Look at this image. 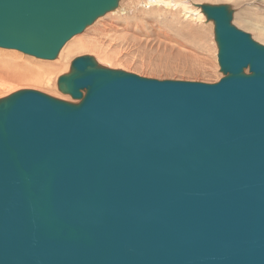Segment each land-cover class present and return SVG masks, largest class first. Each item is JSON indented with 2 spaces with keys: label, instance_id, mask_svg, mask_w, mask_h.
I'll use <instances>...</instances> for the list:
<instances>
[{
  "label": "water",
  "instance_id": "1",
  "mask_svg": "<svg viewBox=\"0 0 264 264\" xmlns=\"http://www.w3.org/2000/svg\"><path fill=\"white\" fill-rule=\"evenodd\" d=\"M120 0H0V48L52 60ZM215 83L72 60L0 99V264H264V45L227 4ZM247 69V72H246Z\"/></svg>",
  "mask_w": 264,
  "mask_h": 264
},
{
  "label": "rangeland",
  "instance_id": "2",
  "mask_svg": "<svg viewBox=\"0 0 264 264\" xmlns=\"http://www.w3.org/2000/svg\"><path fill=\"white\" fill-rule=\"evenodd\" d=\"M139 2L120 0L115 10L68 40L52 60L0 48V67L9 65L8 68L14 69H3V72L9 70L4 72L8 74L6 77L0 74V84L5 82L0 87V99L29 89L78 102L59 90L57 79L70 71L74 58L84 55L94 57L103 67L146 78L215 83L223 74L217 62L213 23L203 13H197L195 4L229 5L233 10L232 23L264 45V0H160L156 6ZM56 59L65 65L52 72L47 70ZM37 71L42 72L40 84L32 81Z\"/></svg>",
  "mask_w": 264,
  "mask_h": 264
},
{
  "label": "bare ground",
  "instance_id": "3",
  "mask_svg": "<svg viewBox=\"0 0 264 264\" xmlns=\"http://www.w3.org/2000/svg\"><path fill=\"white\" fill-rule=\"evenodd\" d=\"M159 2H160V0H141V2H139V4L143 3L144 5H147V4H153V3H154L153 5L156 6ZM153 5H151V6H153ZM149 7H150V6H149ZM196 9H197V13H198V14H201V13H202V12H201V9H200L199 6H198V8H196ZM141 14H142V13H141ZM139 15H140V14H139ZM139 15H137V16H139ZM203 15H204V14H203ZM137 16H136V17H137ZM204 16H205V15H204ZM140 17H142V15H141ZM205 18H206V17H205ZM139 19H140V18H139ZM133 22H134V21H133ZM213 36H214V31H213ZM85 44H87V43H85ZM88 45H89V44H88ZM90 45H91V44H90ZM216 47H217V46H216ZM89 50H90V49H89ZM67 53H68V51L65 52V54H67ZM0 58H1V57H0ZM1 59H2V58H1ZM6 60H7V59H6ZM11 61H12V60H11ZM5 62H6V61H5ZM8 62H9V61H8ZM61 62H62V60H61ZM61 62H60V60H58V62H57V59H56V62H55V63L53 62L54 64L51 63L50 66L47 67V70H50V71H51V70H54L55 68H59V67L64 66L65 64L63 65ZM0 63H1V62H0ZM8 64H9V63H8ZM10 64H11V63H10ZM13 64H15V66H16V63H13ZM11 65H12V64H11ZM11 65H10V66H11ZM8 66H9V65H8ZM8 66L3 65L2 67H0V74H1V75H3V76L5 75L4 72L7 71V70H4V72H3V69L8 68ZM11 67H12V66H11ZM8 69L11 70V71H12V70L14 71V69H10V68H8ZM40 69H41V68H40ZM43 69H44V68H43ZM9 70H8V71H9ZM33 70H34V69H33ZM61 70H62V69H61ZM8 71H7V73H8ZM16 72H17V71H16ZM28 72H29V71H28ZM48 72H49V71H48ZM51 72H52V71H51ZM51 72H50V73H51ZM19 73H20V72H19ZM25 73H26V72H25ZM29 73H30V72H29ZM38 73H39V72L37 71V74H36L33 78L31 77V78H32V81H34L36 84H40V82L43 81V80H42V77H41V75H40L42 72H40L39 74H38ZM43 73H44V72H43ZM9 74H10V72H9ZM32 74H33V73H32ZM11 75H12V74H11ZM11 75H10L9 77H12ZM24 75H25V74H24ZM6 76H8V74H6L5 77H6ZM13 76H14V75H13ZM15 76H16V75H15ZM17 77H18V76H17ZM26 77H27V76H26ZM15 78H16V77H15ZM15 78H14V80L16 81ZM19 78H20V75H19ZM21 78H22V77H21ZM24 78H25V76H24ZM27 78H28V77H27ZM29 79H30V78H28L27 80H29ZM43 79H44V77H43ZM0 80H1V79H0ZM20 80H21V79H20ZM30 80H31V79H30ZM4 83H5V82H4ZM4 83L2 82V84H0V87H2ZM5 89H6V88H5ZM1 92H2V91H1Z\"/></svg>",
  "mask_w": 264,
  "mask_h": 264
}]
</instances>
